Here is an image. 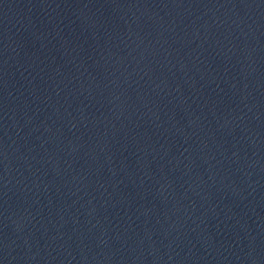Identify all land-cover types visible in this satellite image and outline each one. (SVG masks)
I'll list each match as a JSON object with an SVG mask.
<instances>
[{
    "label": "water",
    "instance_id": "1",
    "mask_svg": "<svg viewBox=\"0 0 264 264\" xmlns=\"http://www.w3.org/2000/svg\"><path fill=\"white\" fill-rule=\"evenodd\" d=\"M0 264H264V0H0Z\"/></svg>",
    "mask_w": 264,
    "mask_h": 264
}]
</instances>
